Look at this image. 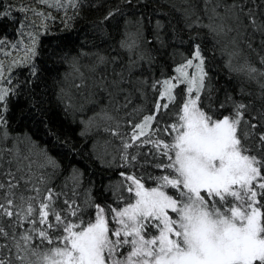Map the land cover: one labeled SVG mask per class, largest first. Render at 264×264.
Listing matches in <instances>:
<instances>
[{"label": "snow or ice", "instance_id": "1", "mask_svg": "<svg viewBox=\"0 0 264 264\" xmlns=\"http://www.w3.org/2000/svg\"><path fill=\"white\" fill-rule=\"evenodd\" d=\"M0 53V264H264V0H0Z\"/></svg>", "mask_w": 264, "mask_h": 264}, {"label": "trees", "instance_id": "2", "mask_svg": "<svg viewBox=\"0 0 264 264\" xmlns=\"http://www.w3.org/2000/svg\"><path fill=\"white\" fill-rule=\"evenodd\" d=\"M49 11H52L54 14H58L55 9H49ZM69 14H71V10H69ZM39 23V21H37ZM57 24H59V20H57ZM79 27V25H78ZM0 60H4L5 63H8V59L5 58L3 53H0ZM64 71H68L69 73L71 72L70 68H62L61 72L63 73ZM73 79L71 76H69L68 80L66 81V87L69 89V97L74 99V100H79V94L77 93V90L73 88ZM88 106L86 105V108ZM87 116L92 115V113L89 111L86 113ZM106 136V134H105ZM118 146V142H113L112 144L109 145V151L112 150V148H115ZM100 148H104V143H103V138L101 139L100 142ZM116 179H119L118 176L115 177Z\"/></svg>", "mask_w": 264, "mask_h": 264}, {"label": "rangeland", "instance_id": "3", "mask_svg": "<svg viewBox=\"0 0 264 264\" xmlns=\"http://www.w3.org/2000/svg\"><path fill=\"white\" fill-rule=\"evenodd\" d=\"M5 56V55H4Z\"/></svg>", "mask_w": 264, "mask_h": 264}]
</instances>
